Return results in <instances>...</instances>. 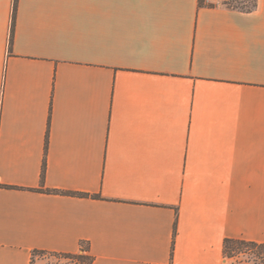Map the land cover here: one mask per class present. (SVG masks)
Wrapping results in <instances>:
<instances>
[{"label": "crops", "instance_id": "1", "mask_svg": "<svg viewBox=\"0 0 264 264\" xmlns=\"http://www.w3.org/2000/svg\"><path fill=\"white\" fill-rule=\"evenodd\" d=\"M228 1L0 0V264L264 244V0Z\"/></svg>", "mask_w": 264, "mask_h": 264}, {"label": "trees", "instance_id": "2", "mask_svg": "<svg viewBox=\"0 0 264 264\" xmlns=\"http://www.w3.org/2000/svg\"><path fill=\"white\" fill-rule=\"evenodd\" d=\"M234 0H230L225 3V5L229 7H233L236 9H240L245 12H251L257 7V0H254L252 5H247L248 3H244L245 7H236L233 5ZM13 27L11 30L10 35V43L13 42ZM45 174V166L43 169V177ZM75 196L87 198L89 197L88 194L78 193L75 194ZM93 198H98V196H92ZM176 230V227H175ZM36 252H42V253H51L54 255H61L65 256L67 258L71 259H77L80 261L79 264H93L94 258L89 253V247L82 245V248L80 250V253L78 254H62V253H52V252H46V251H34ZM224 255L226 258L231 259L238 255H244L248 258V263L253 264H264V244L253 242V241H246V240H235V239H227L224 242ZM32 256V261H33Z\"/></svg>", "mask_w": 264, "mask_h": 264}, {"label": "rangeland", "instance_id": "3", "mask_svg": "<svg viewBox=\"0 0 264 264\" xmlns=\"http://www.w3.org/2000/svg\"><path fill=\"white\" fill-rule=\"evenodd\" d=\"M254 0H234L233 5L236 7H245L244 3L251 6ZM248 258L244 255H238L230 259L231 264H253L248 263ZM77 259L67 258L61 255L51 253L36 252L33 256L32 264H79Z\"/></svg>", "mask_w": 264, "mask_h": 264}, {"label": "built area", "instance_id": "4", "mask_svg": "<svg viewBox=\"0 0 264 264\" xmlns=\"http://www.w3.org/2000/svg\"><path fill=\"white\" fill-rule=\"evenodd\" d=\"M213 0H206V2H208V3H210V2H212Z\"/></svg>", "mask_w": 264, "mask_h": 264}]
</instances>
